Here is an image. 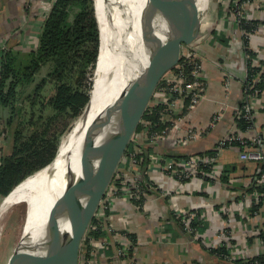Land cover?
<instances>
[{"label":"built area","instance_id":"2783aa9c","mask_svg":"<svg viewBox=\"0 0 264 264\" xmlns=\"http://www.w3.org/2000/svg\"><path fill=\"white\" fill-rule=\"evenodd\" d=\"M54 1L48 0L42 3L41 8L43 9L44 19L48 14V7H51ZM228 2L230 5L229 9L225 10L227 12V18L225 19L230 20L234 24V28L237 29L238 48L241 49V60L235 64V68L236 65H240L238 70L242 73V94L247 93L244 99V116L247 119H254V124L251 128L241 131L235 123H232L230 129L217 141L216 148L220 150L226 146L228 141L238 140L246 147L241 150L240 159L255 163L264 161L263 139L255 121L256 112L261 107L263 99L258 96L260 91L252 88L253 84L261 81L263 76H261L262 73H256L251 82L247 81L248 65L246 60L249 59V56L246 49H251L257 54L252 59L251 65L259 64L261 46L264 42V23L260 22L255 25L252 20L255 19L254 14L258 15L264 11V0H230ZM222 21L223 19L220 20V22ZM241 23L255 25V29L253 28V31L247 32L245 28L240 26ZM201 32L203 33V31ZM201 32L191 44L180 46L178 62L164 74L150 99L152 106H161L159 120L168 122V126L149 132L147 129L149 123L144 122L143 131L134 132L130 141L132 146L127 148L123 154L93 216L101 222V229L105 230L106 234L94 238L90 235V231L96 227L91 225L87 228L80 243L77 264H144L136 257L139 242L131 228L130 215L126 212L123 215H115V202L118 199H123L133 205L137 211H142L147 201V195L154 190L153 182L149 177L150 172L162 175L168 181H171L172 185L178 187L174 190L170 188L164 192L162 191L161 196L171 195L174 191L183 193L185 191L184 187L193 181L199 182V185L203 184L202 187H204L210 180L215 182L218 180L222 166L217 163V158L208 157L205 154L172 157L153 149L151 152L146 153L147 162L145 166L141 165L144 158L139 156L142 145L157 146L166 141L177 147L191 144L214 127L228 109H231L233 119L242 115L237 104L234 106L228 105V91L232 74L227 73L222 86L224 90L223 97L217 102L209 122L203 127H199L186 121V118H189L193 111L206 99L207 95L208 75L202 65V57L198 53L199 46H193L194 42L200 45L208 37L206 33L202 34ZM230 48H234V46L231 45ZM188 77L189 79L186 81ZM262 94H264V89ZM4 130L0 114V150L5 140ZM247 141H250L253 147H248ZM230 146L232 145L226 147ZM1 160L2 153L0 152V163ZM204 165L210 168L207 174L204 172ZM263 184L264 173H261L256 185L261 186ZM246 196L250 205L252 199L258 202V197H261L262 193L254 190ZM140 200L141 203H139ZM170 203L169 207L182 227L187 229L188 232L193 231L191 228L193 212L173 205L172 201ZM254 214L259 213L255 211ZM231 235L232 230L228 229L218 231L214 237L218 241H226L232 239ZM248 257L247 254L240 255L239 258L245 259ZM248 264L258 263L249 261Z\"/></svg>","mask_w":264,"mask_h":264},{"label":"crops","instance_id":"0c3cea01","mask_svg":"<svg viewBox=\"0 0 264 264\" xmlns=\"http://www.w3.org/2000/svg\"><path fill=\"white\" fill-rule=\"evenodd\" d=\"M46 1L48 0H0V55L3 49H11L24 55L35 48L44 20L41 6ZM48 8L50 10L51 7ZM225 12L217 14L219 22L223 19L217 32L208 33V37L200 43V45H208V51L202 46L198 47V53L207 63L204 66L209 81L207 95L189 118H186V121L193 125L196 123L199 127L209 122L210 113L222 99L224 94L222 86L227 73L232 74L228 105H236L243 95V81L239 77L242 73L238 70L240 65H236L235 68V64L241 60V49L238 48L239 38L234 24L225 19L227 18V12ZM222 13H225L224 16ZM222 36L227 37V45L222 46L220 43ZM231 45L234 48H230ZM260 58L264 60V47L261 48ZM262 99L264 100V97ZM255 116L256 126L264 143V102ZM232 123L231 109H228L214 127L200 139L189 144V147H213L230 129ZM4 131L6 133V129ZM5 143L4 140L3 146ZM170 148L178 147L166 141L155 146L154 150L163 153ZM240 153L241 150L236 146L218 150L217 163L222 168L230 169L227 182L210 180L202 187L203 184L199 185V182L193 181L184 187L183 193L174 191L171 195L161 196L162 191L170 188L174 190L178 187L172 185V182L162 175L150 172L149 177L153 182L154 190L147 195L142 211H137L133 205L123 199L116 200L115 215H123L125 212L130 215V225L139 242L136 257L141 262L144 264H210L213 259H211L212 255L207 253V248L215 242L216 232L225 228L232 230L234 247L231 253L234 258H239L240 255L248 254L251 257L264 253V241L257 236L259 230L264 231V212L255 216L250 215L246 196L248 194L242 192L243 187L251 180L255 163L245 164V161L240 159ZM170 201L173 205L189 210L194 209L201 213L207 225L205 230L194 238L185 233L179 221L171 213ZM160 238H162L161 241Z\"/></svg>","mask_w":264,"mask_h":264},{"label":"trees","instance_id":"16d2710c","mask_svg":"<svg viewBox=\"0 0 264 264\" xmlns=\"http://www.w3.org/2000/svg\"><path fill=\"white\" fill-rule=\"evenodd\" d=\"M224 14L225 13L222 15L224 16ZM96 19L93 0H55L49 13L43 20L35 48L30 49L29 52L24 55H20L19 52H14L11 49H3L0 56V114L7 109L10 110L9 112L13 110L14 102L18 99L17 96H21L26 86L34 82L35 76L42 71V68L46 67L48 68L46 73L41 76L33 90L37 91V89L49 79V82L53 85L54 92L46 102L40 103L39 106L42 108H45V106L50 107L53 112L50 118H55L56 121L64 116H69L68 113L72 112L67 111L68 109L73 111L72 115L78 116L82 112V108L90 101L89 95H87L84 90L80 89L79 85L83 82L86 69L95 66L99 55V30ZM260 22L264 23V11L261 12V14L259 13V16L256 15L255 19L252 20V23L255 25ZM255 25L241 23L240 26L245 28L248 32L253 31ZM216 32L217 30H214L213 33L215 34ZM227 40V37L222 36L219 41L222 43V46H224L227 45ZM263 45L264 42L261 47H264ZM193 46H199V43L194 42ZM200 46L208 51V45L203 44ZM246 52L249 56V59L246 60L248 65L247 81L251 82L252 77L256 73H262V80L254 83L252 89H258L260 91L258 93L259 98H263L264 60L259 59V64L251 65L252 59H254L257 54L251 49H246ZM201 61L204 67L207 63H205V59L203 58ZM73 79L75 80L74 84L71 83ZM188 79L189 77L186 78V81ZM18 87L20 88L18 89ZM28 94L30 95V92ZM246 94L247 93L244 92L243 97L237 103V106L241 109L242 115L233 119V123H235L241 131L251 128L254 124V119H247L244 116L245 111L243 107ZM31 104L34 105V103ZM160 110L161 106H152L149 102L135 132L143 131L144 122L149 123L147 125L149 132L160 130L168 126V122L159 120ZM212 114L213 112L210 113L209 117H211ZM231 114L233 113L231 112ZM41 117L42 114L38 116L35 122ZM29 120L31 121L33 118L31 117ZM2 126L6 129L4 138L6 143L1 150L0 195L6 196L16 184L26 179L28 175L34 174L36 170L47 165L53 159L58 150L59 137L55 133L56 131H53V128L52 131L49 128H43L42 131L34 129L27 135H24V126L14 123L12 113L9 115L7 121H5V119L4 121L2 120ZM246 144L248 147H253L250 141H247ZM227 145L236 146L240 150L246 148L238 140H230L226 143V146ZM131 146L132 143L129 144L128 148H131ZM154 147V145L141 146L139 156L144 158L141 164L142 166H145L147 162L146 153L151 152ZM216 147L217 144L213 147L210 146L205 148L184 145L178 148L166 149L164 153L172 157L205 154L208 157L217 158L218 150ZM246 163L247 162H245V164ZM254 166L251 180L243 187L242 191L244 194L247 193L248 195L254 190L262 193V196L258 197V202L252 199L249 205L248 212L252 216H255V211L257 213L264 212V184L261 186L256 185L260 174L264 173V161L255 162ZM203 168L206 174L210 170V168L205 165ZM229 170L230 169L227 167H223L217 181L227 182ZM141 202L140 200L139 203ZM191 211L193 212V218L191 220V228L193 231L188 232L187 229L182 227L181 223L179 224L185 233L194 238L195 235L199 236L207 225L201 213L194 209H191ZM171 213L174 216L172 211ZM100 224V221L92 218L88 226L91 227V225H94V227H96L94 230L90 231V235L94 236V238L106 234L105 230L101 229L102 226ZM228 229L229 228H225L222 230ZM257 236L260 240L264 241L263 230H259ZM197 239L199 240V238ZM232 247H234V240L231 238L226 241H218L215 238V242L207 248V253L212 255L211 259H213V262L210 264H248L249 261L252 263L257 262L258 264H264V253L245 259L234 258L231 253ZM107 252L106 250V253Z\"/></svg>","mask_w":264,"mask_h":264},{"label":"bare ground","instance_id":"6f19581e","mask_svg":"<svg viewBox=\"0 0 264 264\" xmlns=\"http://www.w3.org/2000/svg\"><path fill=\"white\" fill-rule=\"evenodd\" d=\"M119 1L125 5L118 4ZM147 1L93 0L100 51L93 82L94 97L61 138L54 160L18 184L0 204L1 217L13 205L27 203L22 262L30 261L39 253L66 211L81 200L75 179L81 174L83 153L116 114L124 97L137 83L135 77H145V56L135 53L134 35L137 34L139 49L138 15ZM206 1L191 0L192 8L198 12L200 29L209 21L204 8ZM178 30V22L169 21L163 27L162 36L173 35Z\"/></svg>","mask_w":264,"mask_h":264},{"label":"water","instance_id":"95a60500","mask_svg":"<svg viewBox=\"0 0 264 264\" xmlns=\"http://www.w3.org/2000/svg\"><path fill=\"white\" fill-rule=\"evenodd\" d=\"M118 4L125 5L122 1ZM172 20L178 22L179 30L173 35L163 37L164 25ZM198 24V12L192 8L191 0H148L146 2L138 15L141 49H138L137 34L134 35L135 53H139V56L142 53L145 56L143 67L145 77L141 75L135 77L137 83L124 97L116 114L103 125L99 134L83 153L81 174L75 179L81 200L66 211L51 237L39 253L28 262H22L20 259L23 241L21 237L13 254L12 264L78 263L83 235L130 144L158 83L178 62L180 46L191 44L198 37L200 33ZM139 61L141 62V59ZM239 77L242 78L241 75Z\"/></svg>","mask_w":264,"mask_h":264},{"label":"rangeland","instance_id":"374dc122","mask_svg":"<svg viewBox=\"0 0 264 264\" xmlns=\"http://www.w3.org/2000/svg\"><path fill=\"white\" fill-rule=\"evenodd\" d=\"M229 5L230 3L228 2V0H207L204 8L209 15L210 23H208L209 22L208 21L204 26H202L201 28L202 30H200V32L203 31V33L201 32L202 34L204 33L214 34L213 33L214 30H218V27L220 26L219 25L220 22L217 19V14H219L222 11L225 12V10L227 11L229 9ZM94 11H95V7H94ZM98 54H100L99 48H98ZM47 69L48 68L46 67L42 68V71L35 76L34 82L28 84V86H26L22 94L20 91L21 96H17L18 99L14 102L13 110H11V112H9L10 110L8 109L4 110L3 112H1L2 115L1 117L3 121L4 119L5 121H7L9 115L12 113L14 123L15 124L18 123V125L22 124V126H24L23 128L24 135H27L29 132L33 131L34 129H38L39 131L40 130L42 131L43 128L46 129L49 128L52 131L53 128V131H56L55 133L59 137L58 140V146H59L61 137L64 136V134L70 129L73 123L78 119V116L81 115L86 105L82 108V112L78 116L72 115L73 111L68 109L67 111H70L72 113H68L69 116H64L60 120L58 119L59 120V121L57 120L58 122L56 121L55 118L53 119L50 118L51 115H53L52 109L46 106L45 108H42L41 106H39V104L46 102L48 98L51 97V95L54 92L53 85L51 84V82H49V79H47L45 81L46 83L40 86L37 89V91L33 90L35 85H37V83L39 82L41 76H43L46 73ZM96 75H97V64H95L94 67L91 66L86 69V72L83 77V82L81 83V85H79L80 89L84 90L86 94L89 95L90 101L94 97L95 89L93 86V82ZM71 83L74 84L75 80L73 79ZM19 88L20 87H18V89ZM29 92L30 95L28 94ZM31 103H34V105H32ZM40 114H42V117L37 122H35V120L38 118ZM31 117L33 118V120L30 121L29 119H31ZM30 175H28L27 177H29ZM5 197L6 196L0 195V204L5 199ZM27 210H28L27 203L21 202L13 205L1 215L0 264H12L11 262H12L13 254L15 252L16 246L18 245L20 238L22 237L23 225L27 217ZM28 247H29V240H28ZM21 257L22 254L20 252V259Z\"/></svg>","mask_w":264,"mask_h":264}]
</instances>
